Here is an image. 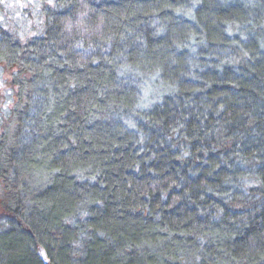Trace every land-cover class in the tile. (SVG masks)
Instances as JSON below:
<instances>
[{"label": "trees", "instance_id": "obj_1", "mask_svg": "<svg viewBox=\"0 0 264 264\" xmlns=\"http://www.w3.org/2000/svg\"><path fill=\"white\" fill-rule=\"evenodd\" d=\"M41 13L0 26V264H264V0Z\"/></svg>", "mask_w": 264, "mask_h": 264}, {"label": "rangeland", "instance_id": "obj_2", "mask_svg": "<svg viewBox=\"0 0 264 264\" xmlns=\"http://www.w3.org/2000/svg\"><path fill=\"white\" fill-rule=\"evenodd\" d=\"M54 2L55 0H0V26L22 36H36L42 28V6L52 5ZM12 99L10 70L0 62V130L1 120ZM39 253L45 257L42 249Z\"/></svg>", "mask_w": 264, "mask_h": 264}]
</instances>
